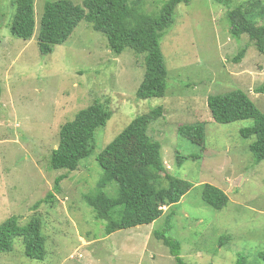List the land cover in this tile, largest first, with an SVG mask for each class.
Returning a JSON list of instances; mask_svg holds the SVG:
<instances>
[{
    "label": "rangeland",
    "instance_id": "374dc122",
    "mask_svg": "<svg viewBox=\"0 0 264 264\" xmlns=\"http://www.w3.org/2000/svg\"><path fill=\"white\" fill-rule=\"evenodd\" d=\"M34 0L36 28L30 40L13 36L10 26L14 0H0V224L12 216L25 225L33 217L43 221L47 257L32 261L24 256L22 240L12 253L0 254V264H176L169 248L155 233L164 228L165 214L150 225L107 236V221L97 217L85 196L92 195L103 175L97 156L136 117L162 107L163 116L149 134L162 144V157L171 176L193 188L177 206L169 236L181 242L187 264H264V161L256 165L249 151L252 139L240 130L252 120L216 123L208 98L242 90L264 112V54L248 35L230 34L229 10L242 5L249 17L264 25V0H193L179 5L175 24L165 32L161 49L169 70L164 97L139 100L144 58L130 49L115 55L107 39L82 21L69 39L52 54L39 51L40 20L47 2ZM83 5L84 0H71ZM167 0H149L144 9L156 13ZM258 6V7H255ZM229 8V9H228ZM247 48L240 63L234 58ZM96 101L112 113L96 133L92 155L77 171L50 168L61 127ZM205 128L203 146L179 136L183 125ZM111 157L117 162L126 159ZM201 156L185 160L177 157ZM67 174L55 201L36 204L54 193L57 177ZM154 184L167 185L164 174H149ZM222 189L230 199L216 210L202 199L204 184ZM113 187V186H110ZM110 195V188L106 189Z\"/></svg>",
    "mask_w": 264,
    "mask_h": 264
},
{
    "label": "trees",
    "instance_id": "16d2710c",
    "mask_svg": "<svg viewBox=\"0 0 264 264\" xmlns=\"http://www.w3.org/2000/svg\"><path fill=\"white\" fill-rule=\"evenodd\" d=\"M147 1L84 0L82 6L71 0L47 2L39 26V51L43 55L52 54L54 48L64 44L77 26L85 21L93 31L105 36L115 55L130 49L136 56H143L145 74L138 87L137 98H162L168 89L169 70L161 49V40L165 32L175 24L177 7L182 4L188 6L193 0H167L156 13L144 9ZM231 1L218 0L225 6L230 5ZM261 2L257 1L256 5ZM14 5L10 32L17 38L30 40L36 28L34 0H14ZM226 18L233 38L239 40L248 35L258 51L264 54V25H257L242 5L229 10ZM246 52L247 48H242L234 62L240 63ZM258 91L264 92V87ZM208 107L214 121L219 124L252 120V126L241 129L240 135L246 140L254 138L249 146L254 163L258 165L264 161V112L258 109L247 93L234 90L210 96ZM162 116L163 108L157 107L136 117L99 153L97 161L103 175L96 191L85 196V199L97 217L107 221V236L121 230L150 225L163 217L165 207H170L172 210L165 218L164 228L155 235L169 248L176 264H187L181 257V242L169 236V232L176 217L177 206L193 188V184L179 182L170 175L162 157V144L149 134L150 125ZM111 118L112 113L98 101L79 111L72 121L61 127L58 147L51 154L50 168L54 171H67V174L77 171L81 162L94 152L97 131L104 128ZM178 134L198 146H203L206 141L205 128L201 123L183 125L179 127ZM122 153H125L126 159L117 162L113 170L109 159L116 155L122 156ZM189 158L198 160L201 156L177 157L178 165L181 167ZM150 173L164 174L167 185L163 186L161 182L160 185L154 184L149 177ZM67 174L56 178L54 193L50 192L36 207L55 201V193L60 192L61 183L67 179ZM108 188L113 192L112 195L106 192ZM202 199L218 211L230 202L229 196L222 189L208 183L203 185ZM17 240H22L27 259H46L47 237L40 217H33L25 225H20L19 218L12 216L0 224V254L12 253ZM258 257L264 262V250Z\"/></svg>",
    "mask_w": 264,
    "mask_h": 264
}]
</instances>
